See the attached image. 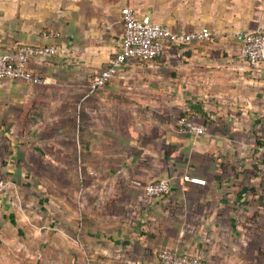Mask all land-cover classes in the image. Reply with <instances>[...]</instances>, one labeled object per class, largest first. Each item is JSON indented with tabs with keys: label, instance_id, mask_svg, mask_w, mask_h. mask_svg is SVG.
<instances>
[{
	"label": "crops",
	"instance_id": "1",
	"mask_svg": "<svg viewBox=\"0 0 264 264\" xmlns=\"http://www.w3.org/2000/svg\"><path fill=\"white\" fill-rule=\"evenodd\" d=\"M124 7L210 37L167 41L91 92L121 50ZM261 26L264 0H0V52L58 49L30 61L47 85L0 79V264H158L161 251L264 264V64L241 55ZM181 116L207 135L179 133ZM161 179L169 193L147 198Z\"/></svg>",
	"mask_w": 264,
	"mask_h": 264
},
{
	"label": "built area",
	"instance_id": "2",
	"mask_svg": "<svg viewBox=\"0 0 264 264\" xmlns=\"http://www.w3.org/2000/svg\"><path fill=\"white\" fill-rule=\"evenodd\" d=\"M122 22L124 36L121 50L109 62L106 69L102 70L91 83V92L105 87V85L121 70L131 59L141 62L152 61L159 58L165 49L167 41L192 42L201 41L210 37L209 32L197 31L187 35L177 36L169 32L168 28L159 23H146L136 17L130 7L122 9ZM43 37L56 41L60 33L55 31L44 32ZM57 45L29 46L20 45L16 49L0 52V79L22 81L32 85H47L45 75L30 68L32 58L43 62L57 54ZM241 55L249 67L258 69L264 64V26L259 27L245 36ZM179 133L201 136L207 135L208 129L186 116H181L176 121ZM260 168L264 171V145L258 148ZM9 183L0 178V196L6 191ZM170 191V181L161 179L146 185L144 194L149 199L160 198ZM158 264H215L187 254L172 251H161Z\"/></svg>",
	"mask_w": 264,
	"mask_h": 264
},
{
	"label": "trees",
	"instance_id": "3",
	"mask_svg": "<svg viewBox=\"0 0 264 264\" xmlns=\"http://www.w3.org/2000/svg\"><path fill=\"white\" fill-rule=\"evenodd\" d=\"M187 117V116H186ZM260 145H264V144H260Z\"/></svg>",
	"mask_w": 264,
	"mask_h": 264
}]
</instances>
